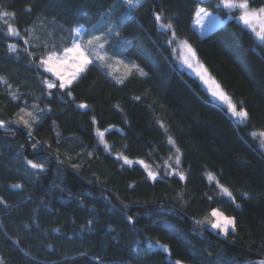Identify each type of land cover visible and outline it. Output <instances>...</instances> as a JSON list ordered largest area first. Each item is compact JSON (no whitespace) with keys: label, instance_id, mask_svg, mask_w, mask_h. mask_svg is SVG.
Returning a JSON list of instances; mask_svg holds the SVG:
<instances>
[{"label":"trees","instance_id":"obj_1","mask_svg":"<svg viewBox=\"0 0 264 264\" xmlns=\"http://www.w3.org/2000/svg\"><path fill=\"white\" fill-rule=\"evenodd\" d=\"M133 2L128 10L123 0H0V12L15 13L7 19L21 32L6 36L0 20L2 264L264 261V42L221 0ZM202 5L231 17L204 37L192 27ZM157 10L238 109L249 112L247 121H237L179 66L171 33L155 22ZM111 22L119 35L106 42L107 52L135 60L147 76L134 73L119 83L92 62L67 89H49L47 82L59 81L37 57L68 47L78 27L88 36L108 31ZM10 44L18 45L15 52ZM21 108L40 117L31 135L17 122ZM169 137L180 149L178 166ZM138 161L157 173L155 180ZM169 165L185 179L168 174ZM213 210L236 217L238 232L225 238L213 231L203 221Z\"/></svg>","mask_w":264,"mask_h":264},{"label":"snow or ice","instance_id":"obj_2","mask_svg":"<svg viewBox=\"0 0 264 264\" xmlns=\"http://www.w3.org/2000/svg\"><path fill=\"white\" fill-rule=\"evenodd\" d=\"M224 7L229 9H238L241 12V15L239 16V19L244 22L245 25L252 27L253 31H256V28L252 25L253 20H259L260 21V31H256L257 36L264 40V0H261L262 6L258 8H252L251 3L254 2V0H221ZM125 3L128 5L129 8H135L137 5L133 2V0H125ZM31 5L29 4L27 6V10L31 11ZM202 13L206 14V10L201 8L197 11L196 15L199 17ZM12 16L15 17V13H8L7 11L0 12V20L3 21V24L5 25V32L4 34L6 36H13V37H19L21 36V32L18 30L17 27L13 26L7 17ZM155 16V22L159 26V28L165 30V34L168 32L171 33V37L168 39V43L172 44L175 43L178 39L177 33L173 27V24L171 22L170 18L168 19V22L165 21V16L162 11L157 10V12L154 13ZM77 34V36L80 35V29L74 30ZM116 35L118 36V32H113L112 28L110 27L108 29V32L105 33L103 30H101L100 35L92 34L90 38L87 41L88 45H92L93 47H99L104 48V43L107 42L108 36ZM103 41V43L101 42ZM24 43L27 44L28 40L25 39ZM190 54V59H195L196 52L191 48L190 45H188V42L182 41ZM18 48L17 44H10L9 49L13 52H15ZM28 53L29 56H35L36 54L34 52L28 51L27 48L24 49ZM91 52L88 48L84 47L81 43L74 41L73 44L69 47H65L61 53L57 52H49L47 55H41L37 57L39 60V64L41 66H47L46 70L48 72H53L56 62H63L66 66V68L69 70L67 77H65L64 73L61 72H55V75L57 76V79L59 80V83H48V88H59V89H67L69 85L72 84V81L75 80L80 73L84 72L85 69L89 64H91L93 61L90 58ZM97 59H102V57L97 56ZM70 61V63H69ZM117 63L125 64L123 60H118ZM185 63H188V60H185ZM189 67H192L190 63H188ZM125 67L129 68L128 75L132 74V69H135L136 72L139 73L140 76H147V73L140 68L139 65L135 64L134 62H130L129 64H125ZM203 68V66H201ZM207 73V69H203V72L200 73L201 78L204 79L205 74ZM2 79V78H0ZM119 83H123V79L118 81ZM205 83H208V80L205 79ZM212 83H215V81H212ZM10 87V85H9ZM219 85H216V89L212 91V95L214 97H218L222 101L227 102L228 110L231 112L233 116H235L240 121H247L249 119V112L244 109L243 107H239L236 104H233L229 97H227L223 91H219ZM51 95V93H49ZM68 95H71V92H68ZM15 98V96H14ZM136 100H140V97H135ZM80 108H87V104H80ZM43 111V110H41ZM40 119L39 116L34 115L33 112L27 111L25 108H21L20 112L17 114V122L24 125V127L28 128L29 135H31V129L33 127V124ZM95 123V120H93ZM161 128L164 129L165 133H167V129L164 127L163 124L160 125ZM0 127H3V122L0 121ZM105 131H108L105 129ZM98 136L100 137V140L102 143H104V132L97 131ZM252 136H257V133L253 132ZM259 136L264 137V132H260ZM168 143L172 145L175 148V140H173L171 137L168 138ZM262 146H264V141L261 142ZM33 147H36V144L32 145ZM105 150H109L108 145L105 143ZM118 159H122L124 161V164L131 165L133 162L128 159V157L124 156L123 154L117 155ZM180 149L175 148V165L178 166L180 164ZM27 163L34 169H43L44 164L43 163H36L32 160H28ZM138 163L144 164L143 161H138ZM145 169L148 171V176L155 180L157 177V173L152 171L150 167L146 164H144ZM172 169V165H169V172L168 174H175L180 177L181 180L185 179V176L181 172H172L170 171ZM212 179V177H209ZM218 183V181H216ZM13 187H20V185H13ZM221 189L225 195L228 196V198L231 200L232 203L236 205L237 208L241 207L239 203H236V197L233 195L231 191H229L227 188H224L221 185ZM243 196L247 197L248 193H242ZM0 203H6L3 201V198H0ZM211 217L214 219L207 220L206 223L210 225V227L217 231L219 235H222L225 238H228L232 234H236L238 232V222L236 217L232 216H226L223 212H219L217 210H213L211 213ZM132 217H129V220H131ZM233 242H235V236L233 235ZM165 252L171 256V252L167 245H159ZM213 253L211 251L208 252V256H212ZM2 264V262H0ZM172 264H183V261L181 259H176L172 262ZM212 264H215L213 261ZM260 264H264V261H261Z\"/></svg>","mask_w":264,"mask_h":264},{"label":"rangeland","instance_id":"obj_3","mask_svg":"<svg viewBox=\"0 0 264 264\" xmlns=\"http://www.w3.org/2000/svg\"><path fill=\"white\" fill-rule=\"evenodd\" d=\"M123 1L125 3V0H123ZM127 8H128V10L129 9H133V8H129L128 5H127ZM201 8H203V9L206 10V14L205 13H202L199 17L195 14L194 15V20H193V23H192V27L195 29V31H197V33L200 36H203L204 37L209 32H211L213 29L218 28V27L224 25L225 22L231 18V17H228L227 19L224 20L221 17H219L218 15H215L212 12L208 11L205 7H203V5L200 6L197 9V11L199 9H201ZM197 11H196V13H197ZM238 14H239V16L241 15L240 10H239V13ZM239 16H238V19H239ZM240 21H242V20H240ZM114 22H115V20H114ZM252 25L256 28V31H260V21L259 20H253L252 21ZM110 27L112 28L113 32H116L117 29H116V26H114L113 22H111V26ZM249 28L253 31V28L252 27H249ZM76 29H80V35L77 36V34L75 32V34L73 36V39H72V43H70L69 46H71L74 41H77V42L81 43L84 47L88 48L89 51L91 52V57L90 58L92 59V61L93 62H98L99 65L109 74V76L113 80L120 81L121 79H123V81H124L125 79H127L130 76V75H128L129 68L128 67H125V64H129L130 62H134L135 64L139 65L135 60H132V59H131V61L130 60H125V59L119 58V56L111 55L110 53L107 52V50L105 48V44L106 43H104V48H102V49L99 48V47H93L92 45H88L87 44V41H88V39L90 38V36L92 34H90V35L87 36L86 30L83 27H78ZM106 30H103V31L105 33H107L108 31H106ZM256 31H253L254 34L256 35V37L260 41H263L264 42V40H261L257 36ZM93 34L100 35L101 32L100 33L97 32V33H93ZM113 37H115V35L108 36L107 42H108V40H111ZM182 41H185V40L177 39V41L173 44V48L172 49H173V54H174V57H175L174 59H176L177 63L179 64V66L181 68H183V70L185 69L188 73H190L191 75L197 77V79L202 83L203 87L207 90V92L210 94V96L213 98V100H215L217 103H219L220 105H222L223 107H225L228 110L227 102L222 101L218 97H214L212 95V91L217 90L216 89V85L218 84L220 86L219 87V91H223V93L227 97L230 98V100H231V102L233 104H235L234 100L231 99V97L227 94V92L224 89H222V86L217 82V80L213 79V77L211 76V74L209 73L208 70H207V73L205 74L204 79L201 78L200 73L203 72V69H207V68H205V65L198 59L197 56L195 57V59H190L189 58L190 57V54L188 52V49H187V47L183 43H181ZM101 42L103 43V41H101ZM188 45H190V44L188 43ZM191 48H192V46H191ZM50 52H57V51L51 50ZM61 52H57V53L59 54ZM97 56L102 57V59H97L96 58ZM118 60H123L125 62V64L117 63ZM185 60H188V63H190L192 65V67H189L188 66V63H185ZM69 63H70V61H69ZM201 66H203V68H201ZM44 67L46 69L47 66H44ZM140 68H141V66H140ZM142 69L144 70L143 67H142ZM68 71L69 70L66 68L65 64L63 62H59L58 61L55 64L54 71L53 72H49V73L51 74V76H54V78L56 80H58L57 79V76L55 75V72L64 73L65 74V77H67ZM131 71H132V74L138 73V72L135 71V69H132ZM205 79L208 80V83H205ZM75 80H73L72 83ZM212 81H215V83H212ZM48 83H55V82L54 81L53 82L52 81L47 82L46 83L47 84V87H48ZM27 111L33 112L34 115L39 116L36 113V111H34V110H27ZM228 112L231 113L229 110H228ZM233 117L237 121H239V122H244V121L238 120L235 116H233ZM217 211H219V210H217ZM219 212H221V211H219ZM211 213L208 216H205V218L203 219L204 223H206L207 220L214 219V218L211 217ZM206 224L209 225L208 223H206ZM212 230L215 231V232H217L214 229H212Z\"/></svg>","mask_w":264,"mask_h":264}]
</instances>
